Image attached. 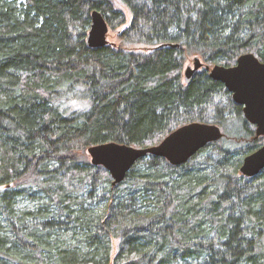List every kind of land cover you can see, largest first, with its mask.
Masks as SVG:
<instances>
[{"label":"trees","instance_id":"obj_1","mask_svg":"<svg viewBox=\"0 0 264 264\" xmlns=\"http://www.w3.org/2000/svg\"><path fill=\"white\" fill-rule=\"evenodd\" d=\"M123 44L90 47L100 10ZM264 61V0H0V264H264V145L224 83L189 54ZM224 136L188 162L147 155L114 184L88 148L160 143L181 125Z\"/></svg>","mask_w":264,"mask_h":264},{"label":"water","instance_id":"obj_2","mask_svg":"<svg viewBox=\"0 0 264 264\" xmlns=\"http://www.w3.org/2000/svg\"><path fill=\"white\" fill-rule=\"evenodd\" d=\"M110 25L103 13L94 9L91 12V25L86 38L90 47L109 44ZM203 62L199 56L194 65L185 72V83L189 84L199 73ZM211 78L224 83L232 93L235 102L243 106L248 121L256 127V136H264V61L254 53L239 56L235 65H206ZM224 136L222 128L215 123L194 121L179 126L155 145L136 147L119 142L94 144L88 154L95 165L104 166L111 174L113 183L124 180L128 171L142 157L153 155L165 158L172 165H182L189 161L199 150ZM264 169V145L246 155L240 171L245 176H254Z\"/></svg>","mask_w":264,"mask_h":264},{"label":"rangeland","instance_id":"obj_3","mask_svg":"<svg viewBox=\"0 0 264 264\" xmlns=\"http://www.w3.org/2000/svg\"><path fill=\"white\" fill-rule=\"evenodd\" d=\"M121 8H124L123 10H124V12H125V14L127 16V22L124 25H122L121 27L117 28V29H110V32L108 34L109 44L112 45L115 48L122 47L123 49H125L127 51H143L145 53L153 51L154 50V46L143 45V44H138V43L137 44H123V42L120 40V38H119L120 31H122L124 28L129 26V24L131 22V13H130L129 9L127 7H125V6H123V7L121 6ZM196 56H199L201 58V61L203 62L202 67L199 69L200 71L206 70V68H205L206 65H210L211 67H213L214 64H219V63H208L199 54H189L187 56L186 62L184 64V67L182 69V75H183L184 82H185L184 72H185L186 68L189 65H192V66L194 65V59H195Z\"/></svg>","mask_w":264,"mask_h":264}]
</instances>
